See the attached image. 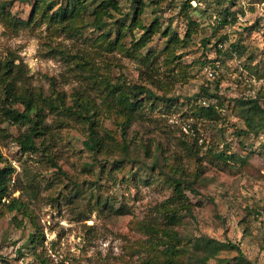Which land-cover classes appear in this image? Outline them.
<instances>
[{"label": "rangeland", "instance_id": "1", "mask_svg": "<svg viewBox=\"0 0 264 264\" xmlns=\"http://www.w3.org/2000/svg\"><path fill=\"white\" fill-rule=\"evenodd\" d=\"M50 1L51 14L68 0ZM117 1L119 8L108 18V25L98 30L90 24L99 0H85L84 21L78 22L85 27L79 29L39 14L26 23L32 3L0 0L23 20L9 24L0 19V64L19 65V93L52 98L59 94L73 106L76 99L88 100L94 105L99 132L115 140L126 137L133 156L119 166L105 163L103 155L96 156L84 146L87 125L81 118L49 109H45V123L52 159L23 150L16 138L26 126L6 120L0 84V167H12L14 189L0 202V264H140L151 253V230L167 227L161 204L173 194L164 174L150 170L153 157H158L163 173L180 168L194 181L196 193L184 191L193 204L191 214L175 229L190 238L207 235L237 243L246 258L264 264V152L259 149L264 131L237 135L245 125L232 102L258 91L264 107V0H235L230 12L236 13V21L221 26L217 25L219 10L227 0H190L193 9L187 14L198 20L199 31L186 46L171 43L166 49L169 37L156 32L140 49V56L149 54L146 63L132 53L130 45L141 33L138 27L134 34L130 31L131 0ZM183 1L145 0V12L135 22L148 25L152 11L160 8L162 12L156 11L161 14L160 27L169 26L182 38ZM123 23L118 43L106 48L103 31ZM232 42H241L245 53L232 50ZM215 61L218 73L209 83L204 66ZM217 79L226 101L218 108L219 117L209 119L195 113L204 104L194 95L201 86L213 88ZM112 84H141L175 99L169 104L144 100L123 131L109 102ZM241 142L247 144L246 150ZM250 146L253 152L246 165L210 155L224 149L245 154ZM11 197L25 204V213L7 210ZM33 233L36 253L24 247Z\"/></svg>", "mask_w": 264, "mask_h": 264}, {"label": "trees", "instance_id": "2", "mask_svg": "<svg viewBox=\"0 0 264 264\" xmlns=\"http://www.w3.org/2000/svg\"><path fill=\"white\" fill-rule=\"evenodd\" d=\"M27 3H32V14L26 23H32L35 21V17L39 14L40 18L46 19L56 17L61 22L67 23L74 29L85 27L83 23L79 21L83 20V14L86 10L85 0H68L66 4H61L57 10L53 13V3L50 0H23ZM198 2L201 0H197ZM219 4V3H217ZM169 5V3H168ZM220 5V4H219ZM236 5L235 0H227L225 6L220 7L219 15L220 19L217 20V25H225L227 23L233 24L236 21V13H231L232 6ZM146 2L145 0H131L130 8L132 10V23L130 25V31L134 34V28L141 29L139 38L130 42L132 46V53L137 55L136 57L142 62L146 63L150 59L149 54L140 56V49L147 45L152 35L159 32L162 35H167L168 45L165 49L173 43V47L176 45L186 46L192 39L193 34L199 31L200 23L198 20L191 17L188 10L193 9L190 4V0H184L182 2V15L186 17V27L184 35L179 38L177 32L171 30L169 26H165L163 29L160 27V13L156 14V11L162 12V10H153V18L148 25L141 23L139 20L136 23L138 16L145 12ZM119 8L117 0H99L94 6L92 11L93 24L90 25L95 29H102L108 25V18L113 15L112 12ZM196 8H194L195 10ZM129 13H126L125 16ZM230 15V16H229ZM0 19L6 21L9 24H15L23 21L12 15L9 10H6V3L0 2ZM77 24V25H76ZM125 24L116 25V29L108 28L103 31V43L106 48H113L122 36L121 27ZM247 29V28H244ZM114 33L112 36L111 34ZM224 38V36H223ZM204 41H208L207 38ZM218 41H222V38ZM231 49L236 51L239 55L245 53V46L241 42H232ZM214 47H218V43L214 44ZM171 49V59L175 56ZM220 52V50H217ZM155 56V54H152ZM18 64H14L12 61H7L0 64V84L3 85L5 97L3 99V105L1 106L3 114L6 116V120L14 125H25V130L16 138L19 146L31 153L40 152L46 156L49 160L52 159V155L49 150V134L48 128L45 123V109H49L55 113L64 112L75 117H79L87 125L86 136L83 141L84 146L93 154L103 155L105 157V163L112 165H122L129 161H132V143L127 140L126 137H122L120 140H115V137L108 133H100L98 130V120L96 119V112L94 105L88 100L76 99L73 105H67L61 95H57L55 98L50 96H42L41 94H35L29 91V93H19L17 87V73ZM108 94L110 97L109 102L112 103L111 107L115 108V114L119 116V125L121 129L125 131L126 127L135 119L136 112L142 107L144 100H152L169 104L174 101L175 98L167 97L164 95H157L148 87L141 84H112L108 86ZM221 89L219 85V79L215 82L213 88L209 86H201L197 94L194 95L196 99L204 101V106H197L195 113L204 114L209 119H216L219 117L218 108L225 105L226 99L221 97ZM263 94L257 91L252 96H243L232 99L233 106L238 109V115L243 120L245 128H238L237 135L245 134V137L250 135H258L259 132L264 131V107L262 104ZM208 101V102H207ZM207 104V105H206ZM20 106V107H18ZM241 145L246 150L247 144L241 142ZM259 149L264 152V141L260 143ZM119 152L120 156H114L116 152ZM253 152V148L250 146V150L241 154L238 152H227L226 149L211 152L210 155L222 162L238 163L239 165H246L250 157V153ZM152 162L149 165L150 170L157 169L160 174H164L165 178L172 186L173 194L169 199L161 204L164 213V219L166 220L167 227L156 230L151 228V253H148L146 259L140 264H255L251 260L245 257L241 248L237 243L231 241H222L207 235H201L196 238H190L181 234L175 225H179L182 219L191 214L192 203L190 202L187 194L184 191L196 193L194 188V181L186 177L180 168L173 169L171 174L163 173V169L159 164L158 157H153ZM53 165H56L52 161ZM60 169V168H58ZM12 167L3 166L0 167V202L2 199H7L14 191L10 187V181L12 179ZM97 203H102L97 198ZM8 211H19L25 213V204L19 199L11 197L7 204ZM161 232V235L158 233ZM37 241L36 234H31L24 247H27V251L35 252V243ZM18 252L20 249L17 250ZM223 255V256H221ZM214 261V263H211Z\"/></svg>", "mask_w": 264, "mask_h": 264}, {"label": "built area", "instance_id": "3", "mask_svg": "<svg viewBox=\"0 0 264 264\" xmlns=\"http://www.w3.org/2000/svg\"><path fill=\"white\" fill-rule=\"evenodd\" d=\"M218 64H219L218 61H215V62L208 63L204 66V73L209 83L213 82L216 79V76L218 73L217 69L219 67Z\"/></svg>", "mask_w": 264, "mask_h": 264}]
</instances>
